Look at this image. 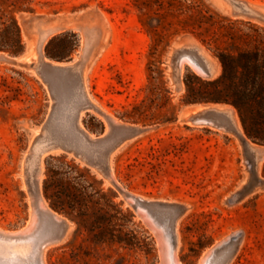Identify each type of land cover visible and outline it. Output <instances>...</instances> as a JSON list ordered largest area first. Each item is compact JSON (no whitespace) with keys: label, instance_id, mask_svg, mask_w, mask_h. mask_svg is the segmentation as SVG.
Returning a JSON list of instances; mask_svg holds the SVG:
<instances>
[{"label":"rangeland","instance_id":"1","mask_svg":"<svg viewBox=\"0 0 264 264\" xmlns=\"http://www.w3.org/2000/svg\"><path fill=\"white\" fill-rule=\"evenodd\" d=\"M240 2L264 14V0H0V239L31 228L33 263L48 240L41 264H164L142 207L176 228L181 264L205 252L208 264L225 252L223 264H264V143L246 134L234 105L212 99L226 91L221 55L264 49V19ZM180 53L204 57L212 74L180 67ZM42 57L72 63L70 72H43ZM212 107L232 108L242 136L198 121L213 119ZM121 126L141 131L124 138ZM42 138L55 147L30 171ZM244 139L261 150L257 164ZM39 197L67 223L46 219ZM9 250L0 264L18 258Z\"/></svg>","mask_w":264,"mask_h":264},{"label":"bare ground","instance_id":"2","mask_svg":"<svg viewBox=\"0 0 264 264\" xmlns=\"http://www.w3.org/2000/svg\"><path fill=\"white\" fill-rule=\"evenodd\" d=\"M238 7L241 9V11L242 12H247V10H251V11H255L252 7H250L247 3H242V2H240L239 4H238ZM45 33V32H44ZM43 33V34H44ZM43 36V35H42ZM44 43V42H43ZM43 43H41V44H43ZM43 47V46H42ZM41 47V48H42ZM189 49V48H188ZM187 49V50H188ZM177 50H175V52H176ZM184 51H185V49H184ZM178 52H180V51H178ZM191 53V52H190ZM179 54V53H178ZM43 55V54H42ZM179 56V65H180V67H184L183 66V64L185 63V62H187V63H189L195 70H196V72L197 73H200V72H198L197 71V69H196V67H198L200 70H201V72H203V74L202 75H204V77H209V74L204 70V68L203 67H201L200 65H198L195 61H193L192 59H191V57L188 55H185V54H181L180 53V55H178ZM197 56V55H196ZM25 57H27V56H25ZM175 57V56H174ZM43 58V57H42ZM184 58H185V60H184ZM183 59V61L181 62V60ZM200 59V58H199ZM28 60V59H27ZM201 60V59H200ZM45 63H50L51 65H57V66H59V65H63L62 63H59V62H49V60L47 61V60H43ZM203 63H205V65L207 66V67H211V69L213 70V67L211 66V64H210V62L209 61H207V59H205L204 57H203ZM72 64V63H71ZM75 67H76V65H74ZM174 66V65H173ZM172 66V67H173ZM72 67V66H71ZM174 68V67H173ZM47 71H50V70H45V69H43V72H47ZM69 71V70H68ZM76 71H78L77 69H76ZM54 72H60V71H54ZM67 72V71H66ZM70 72V71H69ZM78 72H80V71H78ZM179 72V71H178ZM41 73H42V71H41ZM49 73V72H48ZM51 73V72H50ZM61 73V72H60ZM63 73V72H62ZM65 73V72H64ZM64 73H63V75H64ZM75 73V72H74ZM45 75V74H44ZM49 75V74H48ZM59 76H62V75H59ZM45 77V76H44ZM81 77V76H80ZM48 78L50 79H52V76H48ZM64 78V77H63ZM83 78V77H82ZM50 79V80H51ZM81 80H83V79H81ZM46 82V81H45ZM52 82V81H51ZM83 82H85L84 80H83ZM64 83V82H63ZM69 83V82H68ZM72 83V82H71ZM49 84V83H48ZM65 84V83H64ZM80 84L82 85V83L80 82ZM50 85H51V83H50ZM77 85V84H76ZM80 85V86H81ZM52 86V85H51ZM83 86V85H82ZM68 87V86H67ZM62 88V87H61ZM70 88H72V87H70ZM50 89H53V88H49V91H50ZM68 89V88H67ZM67 89H66V92H68L67 91ZM73 89H75V88H73ZM83 89V93H82V95H89L88 93H85V88L83 87L82 88ZM69 90H71V89H69ZM73 91V90H72ZM71 91V92H72ZM52 92H55L54 90L52 91ZM62 93V92H61ZM70 93V92H69ZM76 93V92H75ZM74 93V95L76 96V94ZM51 94V93H50ZM54 96H56L55 94H53ZM61 95V94H60ZM79 95V94H78ZM53 96V97H54ZM67 96H68V94H67ZM71 96V95H70ZM80 96V95H79ZM57 97V96H56ZM56 97H54V99L56 98ZM89 97V96H88ZM57 99H58V97H57ZM81 99V98H80ZM86 99V98H85ZM66 100V99H65ZM55 101V100H54ZM60 101V100H59ZM72 101H74V100H72ZM71 101V102H72ZM79 101V100H78ZM90 101V100H89ZM77 102V101H76ZM81 102V101H80ZM84 102V101H83ZM93 102V101H92ZM59 103V102H58ZM64 103V102H63ZM82 103V102H81ZM86 103V102H85ZM66 104H68V103H66ZM54 105V104H53ZM58 105V104H57ZM56 105V106H57ZM62 105H64V104H62ZM75 105V104H74ZM85 105V104H84ZM89 105H90V103H89ZM55 106V107H56ZM66 106H68V105H66ZM82 106V105H81ZM69 107V106H68ZM70 107H71V104H70ZM88 107V106H87ZM52 108H54V106L52 107ZM63 108V107H62ZM72 108V107H71ZM70 108V109H71ZM81 108V107H80ZM86 109V108H85ZM65 111H66V109H64ZM68 110V109H67ZM57 111V110H56ZM62 111V110H61ZM75 111V110H74ZM81 111V110H80ZM84 111V110H83ZM102 111V110H101ZM69 112V111H68ZM103 112V111H102ZM56 113V112H55ZM58 113V112H57ZM60 113V112H59ZM66 113V112H65ZM70 113V112H69ZM193 113H195V112H193ZM209 113H211L212 114V116H213V119H209V120H207V119H205V118H199L198 119V121H202V120H205V122H209L210 123V125L211 124H218L220 127H222V128H224V129H230V130H233V131H235L236 133H237V135H239V136H242V132H241V129L236 125V123H235V119H234V114H233V109L232 108H226V109H219V108H214V107H212V108H209L206 112H205V114H209ZM201 114V113H200ZM195 115V114H194ZM60 116V115H59ZM69 116H71V115H69L68 114V119L69 120H71L70 118H69ZM73 116V115H72ZM71 116V117H72ZM74 116H76V114H75V112H74ZM78 116H79V114H78ZM191 116V115H190ZM58 118V117H57ZM63 118V117H62ZM76 118V117H75ZM74 118V119H75ZM213 120V121H212ZM54 121V120H53ZM191 121V120H190ZM69 122H71V121H69ZM115 122V121H114ZM76 123H77V121H76ZM117 123H119V122H117ZM191 123H193V122H191ZM195 123V122H194ZM197 123V122H196ZM69 124V123H68ZM73 124V123H72ZM75 124V123H74ZM73 124V125H74ZM58 125V124H57ZM113 125V124H112ZM114 125H115V123H114ZM121 125V124H120ZM126 125V124H125ZM196 125V124H195ZM200 125V124H199ZM203 125V124H202ZM207 125H209V124H207ZM66 126V125H65ZM76 126H78V125H76ZM211 126H213V125H211ZM217 126V125H216ZM70 127V126H69ZM72 127V126H71ZM116 127V126H115ZM122 127V126H121ZM215 127V126H214ZM49 128V127H48ZM80 128H81V126H80ZM62 129H64V128H62ZM83 130H84V128H83ZM82 130V131H83ZM118 130V129H117ZM68 131H70V130H67V132ZM84 131H86V130H84ZM67 132H65L66 134H67ZM79 132H80V130H79ZM78 132V133H79ZM86 134L88 133L87 131L85 132ZM62 134V133H61ZM80 134V133H79ZM82 134V133H81ZM85 134V135H86ZM120 134V133H119ZM58 135V134H57ZM69 135V134H68ZM112 135V134H111ZM138 135V134H137ZM244 135V134H243ZM88 136V135H87ZM92 136V135H91ZM114 135H112V137H113ZM84 136H83V134H82V136H81V138H80V140H81V146L84 148V147H87L86 146V144H85V139H86V137H85V139L83 138ZM88 138V137H87ZM90 138V137H89ZM95 138V137H94ZM94 138H91V139H94ZM108 138V137H107ZM111 138V137H110ZM116 138V137H115ZM118 138V137H117ZM73 139V138H72ZM95 139H97V138H95ZM94 139V141H97V140H95ZM120 139V138H119ZM123 139V138H122ZM108 140V139H107ZM111 140V139H110ZM113 140H115V139H113ZM101 141V140H100ZM99 141V143L101 144V142ZM105 141V140H104ZM104 141H102V143L104 142ZM109 141V140H108ZM88 141L86 140V143H87ZM116 142V141H115ZM114 142V143H115ZM55 144V143H54ZM54 144L49 140V139H47V138H42V139H39L38 140V142L37 143H35L34 145H33V148H32V156H31V160L29 161V169H30V171H32L33 169H34V166H36V165H39V168H41L42 166H41V161L39 160V156L43 153V151H45V150H47V149H50V148H54L55 146H54ZM105 144V143H104ZM107 145H108V143H106ZM244 144H245V146H246V148H247V150H248V152L251 154V157H252V159H253V162L255 163V164H257L256 163V160H257V158L255 157V153H257L258 154V156H259V160H261L263 157L261 156L262 154H261V150L259 149V148H257V147H253L251 144H250V142H249V140L248 139H244ZM89 145V144H88ZM103 146V145H102ZM101 146V147H102ZM106 146V145H105ZM109 146V145H108ZM58 147V146H57ZM89 147V146H88ZM97 147V146H96ZM99 147V146H98ZM104 147V146H103ZM112 147V146H111ZM105 148V147H104ZM104 148H103V150H104ZM109 148V147H108ZM107 148V149H108ZM99 149V148H98ZM110 149V148H109ZM100 151V150H99ZM75 152V151H74ZM77 152H79L81 155L80 156H83L84 157V159H87L88 158V155H86L85 154V152L83 151V150H79V151H77ZM101 152V151H100ZM107 153H108V150L106 151ZM98 153V152H97ZM107 153H105V154H107ZM102 154H104V153H102ZM108 155V154H107ZM106 156V155H105ZM264 156V155H263ZM97 157H99V156H97ZM246 158V157H245ZM244 158V159H245ZM247 159V158H246ZM244 160V161H247V160ZM102 160V159H101ZM106 160V159H105ZM107 161V160H106ZM101 163H103V162H101ZM105 163V162H104ZM100 165V164H99ZM101 165H103V164H101ZM246 165V164H245ZM249 165V164H248ZM247 165V166H248ZM257 172H258V170H257ZM249 175H250V173H249ZM254 176V175H253ZM251 177V176H250ZM110 178L112 179V180H114V175L112 174V172H111V174H110ZM256 181H257V179H256ZM258 183V182H257ZM245 184H248V183H245ZM116 185L118 186V183L116 182ZM247 189V188H246ZM127 190V189H126ZM244 191H246V190H244ZM130 192V191H129ZM132 193V192H131ZM237 193H239V192H237ZM134 195V194H133ZM135 196V195H134ZM132 197V196H131ZM131 197H130V199H131ZM40 198V200H39V205L38 206H40V208H41V210H40V212H41V214L44 216V217H46V219H48V220H50L51 221V223L52 224H54L55 226L57 225L58 226V224H60V226H61V224L62 225H65L66 223H67V221L64 219V218H62V217H60L58 214H56V213H53V211L52 210H50L48 207H47V205L44 203V201H43V199L41 198V197H39ZM132 198H135V197H132ZM146 198V197H145ZM242 198V197H241ZM129 199V198H128ZM134 199H131V201H133ZM150 200V199H149ZM152 200V199H151ZM154 200V199H153ZM153 200H152V202H153ZM129 201V200H128ZM155 201H157V200H154V202ZM163 202V201H162ZM130 203V202H129ZM138 204H139V202H138ZM164 205V204H163ZM135 206V205H134ZM168 206H170V205H168ZM178 206V205H177ZM160 207V206H159ZM158 207V208H159ZM39 208V209H40ZM160 208H163V207H160ZM183 208V207H182ZM149 208L147 207V210H148ZM154 209V208H153ZM170 209V208H169ZM33 210V209H32ZM139 210L141 211V213H142V215H143V218L144 219H146L147 220V222L150 224V226L153 228V230L156 232V234H157V236H158V238H159V242H160V245H161V247H162V249H163V253H164V264H181V262H180V259H179V256H178V254H177V247H178V243L179 242H177L178 241V238H177V235H176V228L173 226V229H172V232H173V236H174V240H176L175 242H176V245L175 244H173V241H172V239H171V235H172V232L169 230V228L168 227H165V226H163V225H161L160 223H158L144 208H142V207H139ZM152 210V209H151ZM181 210V209H180ZM136 212V211H135ZM155 212L156 211H154V214H155ZM160 213V212H159ZM164 213H165V211H164ZM166 214V213H165ZM156 215H157V213H156ZM159 215H161V214H159ZM140 217H141V215H139ZM169 216H170V214H169ZM32 217V216H31ZM168 219V218H167ZM169 220V219H168ZM161 221V220H160ZM171 221V220H170ZM169 222V221H168ZM172 222V221H171ZM172 224V223H171ZM170 224V225H171ZM55 229V228H54ZM57 229V228H56ZM55 229V230H56ZM63 229H65V228H63ZM31 230V228L30 229H28V230H26V231H24V232H21V233H19L18 235H20V237H18V238H13V237H3V238H1L0 239V251H5L6 250V248H11L13 251L11 252L10 250H9V253H13V254H16L17 256H18V258L17 259H15V260H11V261H5L4 263H2V264H41V262H40V257L42 256V252H43V249H44V247H45V245L48 243V240H43V241H41L40 240V242L38 243V246L36 247V252H37V260H36V263H33V262H31V261H29L28 260V258H27V255L29 254V251H30V248H31V246H30V244L28 243V240H30L31 238H29V236L31 235V234H26L25 232H27V231H30ZM54 230V231H55ZM57 230H60V231H62V228L60 229H57ZM60 231L58 232V234H61L60 233ZM64 231V230H63ZM170 231V232H169ZM237 231V230H236ZM236 234V233H235ZM230 236V235H229ZM240 239V238H239ZM222 244V243H221ZM219 245V244H218ZM220 246V245H219ZM217 247V246H216ZM211 248H213V247H211ZM230 248V247H229ZM217 249V248H216ZM209 250H210V248H209ZM212 254V253H211ZM228 254H229V252H225V254H223V255H221V256H219V261H217V264H223L226 260H227V258H228ZM207 255H210V254H208V252L206 253L205 252V254L203 255V257H202V260H201V262H200V264H208L209 262H211L212 263V260L211 259H209L208 257H207ZM44 263V262H43Z\"/></svg>","mask_w":264,"mask_h":264},{"label":"trees","instance_id":"3","mask_svg":"<svg viewBox=\"0 0 264 264\" xmlns=\"http://www.w3.org/2000/svg\"><path fill=\"white\" fill-rule=\"evenodd\" d=\"M220 59L223 64L220 79L226 83V91L224 95L212 99L234 105L246 134L264 143V49L243 52L239 57L221 55ZM240 68L241 76L238 75ZM254 102L257 104L254 105Z\"/></svg>","mask_w":264,"mask_h":264},{"label":"water","instance_id":"4","mask_svg":"<svg viewBox=\"0 0 264 264\" xmlns=\"http://www.w3.org/2000/svg\"><path fill=\"white\" fill-rule=\"evenodd\" d=\"M245 13H247V14H251V15H253V16H255V17H259V18L264 19V14H261V13H259V12H257V11L247 10V12H245ZM191 59H192L193 61H195L198 65H200L201 67H203L204 70H205L209 75L212 74L213 70L211 69V67H207V66L205 65V63H201V62H199V61H198L197 59H195L194 57H191ZM43 60H44V58H41L40 63H39V67H40L42 70L45 69V70H50V71H60V72H65V71L70 70V66H71L70 63L60 62V63H62L63 65H59V66H57V65H51L50 63H49V64H48V63H45ZM203 62H204V61H203ZM196 69H197L198 72H200V73H199L200 75L203 74V72H201V70H200L198 67H196ZM201 73H202V74H201ZM202 76H204V75H202ZM108 125H109V127H112V125L110 124V122H108ZM120 129H121V130H120V131H121V134H122V136H124V138H126V137H133V136L137 135L138 133H140V131H141V129H139V128H137V127H122V128H120ZM69 152H71V151L69 150ZM73 154L75 155V157H80L81 159L84 160V157H83V156H80L81 154H80L79 152L75 151ZM85 161H87V163H89L91 166L94 165V164L92 163V161H90V160H85ZM120 191H121V193L124 194L125 197H129V196H131V195H129L128 193H126L122 188H120ZM134 199H135V200H138L137 198H134ZM175 221H176V219L174 220V223H175Z\"/></svg>","mask_w":264,"mask_h":264}]
</instances>
